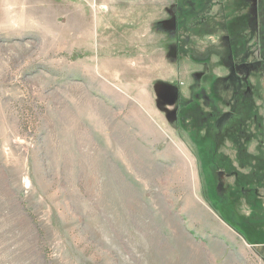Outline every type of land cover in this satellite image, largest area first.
<instances>
[{
  "label": "rangeland",
  "instance_id": "obj_1",
  "mask_svg": "<svg viewBox=\"0 0 264 264\" xmlns=\"http://www.w3.org/2000/svg\"><path fill=\"white\" fill-rule=\"evenodd\" d=\"M263 79L264 0H0V264H264Z\"/></svg>",
  "mask_w": 264,
  "mask_h": 264
},
{
  "label": "crops",
  "instance_id": "obj_2",
  "mask_svg": "<svg viewBox=\"0 0 264 264\" xmlns=\"http://www.w3.org/2000/svg\"><path fill=\"white\" fill-rule=\"evenodd\" d=\"M261 94H262V101H263V104H264V79H263V81H262Z\"/></svg>",
  "mask_w": 264,
  "mask_h": 264
},
{
  "label": "bare ground",
  "instance_id": "obj_3",
  "mask_svg": "<svg viewBox=\"0 0 264 264\" xmlns=\"http://www.w3.org/2000/svg\"><path fill=\"white\" fill-rule=\"evenodd\" d=\"M184 171V170H183Z\"/></svg>",
  "mask_w": 264,
  "mask_h": 264
}]
</instances>
